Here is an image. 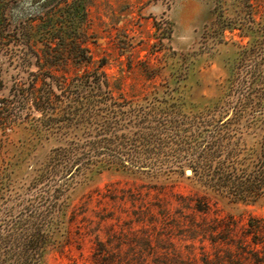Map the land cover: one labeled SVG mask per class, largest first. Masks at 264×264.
I'll return each mask as SVG.
<instances>
[{
	"label": "rangeland",
	"instance_id": "rangeland-1",
	"mask_svg": "<svg viewBox=\"0 0 264 264\" xmlns=\"http://www.w3.org/2000/svg\"><path fill=\"white\" fill-rule=\"evenodd\" d=\"M86 5L84 45L96 62L107 60L123 95L61 130L23 118L0 125L1 232L29 220L46 229L50 216L42 215L65 201L44 264H264V197L235 200L187 173L216 136L225 154L240 128L249 146L255 140L249 116L225 123L264 59V0ZM35 63L24 67L0 50V98ZM76 66L69 74L86 69Z\"/></svg>",
	"mask_w": 264,
	"mask_h": 264
},
{
	"label": "trees",
	"instance_id": "trees-1",
	"mask_svg": "<svg viewBox=\"0 0 264 264\" xmlns=\"http://www.w3.org/2000/svg\"><path fill=\"white\" fill-rule=\"evenodd\" d=\"M87 1L0 0V50H7L24 67L34 59L37 66L27 80L14 81L8 97L0 98V125L23 118L39 130H61L88 118L98 103L108 107L110 98L119 92L123 95L120 81H113L105 71L107 60L96 62L95 53L84 45L88 41L82 28ZM253 11L251 5L248 13L255 24ZM71 63L86 69L71 75ZM91 65L95 68L90 69ZM250 84V92L243 94L238 110L225 125L249 116L247 126L255 132L253 144L245 142L240 128L237 144L225 154L224 137L216 136L202 156L192 160L191 168L207 190L235 200L256 201L264 197V59L254 66ZM3 86L0 80V90ZM35 111L41 115L33 117ZM67 203H55L51 213L42 215L50 216L46 229L38 220L7 224L5 233L0 229V264H44L48 246L59 239ZM202 205L199 201L196 208L203 211Z\"/></svg>",
	"mask_w": 264,
	"mask_h": 264
},
{
	"label": "water",
	"instance_id": "water-1",
	"mask_svg": "<svg viewBox=\"0 0 264 264\" xmlns=\"http://www.w3.org/2000/svg\"><path fill=\"white\" fill-rule=\"evenodd\" d=\"M187 173H188V174H191V173H192V171H191V170H188V171H187Z\"/></svg>",
	"mask_w": 264,
	"mask_h": 264
}]
</instances>
